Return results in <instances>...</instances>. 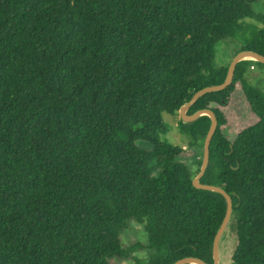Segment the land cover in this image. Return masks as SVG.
Segmentation results:
<instances>
[{
    "label": "trees",
    "instance_id": "1",
    "mask_svg": "<svg viewBox=\"0 0 264 264\" xmlns=\"http://www.w3.org/2000/svg\"><path fill=\"white\" fill-rule=\"evenodd\" d=\"M259 2L0 0V264H212L226 202L192 184L210 119L177 122L201 150L192 172L182 146L160 139L170 129L162 114L178 116L195 92L224 81L220 42L264 56ZM254 64L264 66L240 61L227 88L187 111L217 119L200 182L231 196L234 264H264V90L248 82ZM238 83L257 121L229 139L221 108ZM134 224L146 243L124 246Z\"/></svg>",
    "mask_w": 264,
    "mask_h": 264
},
{
    "label": "rangeland",
    "instance_id": "2",
    "mask_svg": "<svg viewBox=\"0 0 264 264\" xmlns=\"http://www.w3.org/2000/svg\"><path fill=\"white\" fill-rule=\"evenodd\" d=\"M253 10L264 14V5L261 2L255 3L253 4ZM240 46V43L235 39L220 42L216 46L215 65L217 67H221L229 64ZM252 70H254V72L248 76L249 84L260 90H264V66L261 67L254 64ZM221 110L226 118V125L222 127V130L229 139H233L240 130L254 124L257 121L256 116L249 109L239 83L236 84L235 91L231 95L228 105L221 108ZM162 118L170 129L167 134L160 135V139L173 145L182 146L185 152L182 156H180L181 161L189 166V170L191 169V171L194 172L198 169L197 162L199 161L201 150L195 148L190 149L186 145V138L178 132L176 126L178 120L180 119L179 114L178 116H171L163 113ZM133 227V230H127V232L121 235V240L124 246H129L136 241H139L142 244L146 243L147 238L145 233L142 231V226L134 224ZM236 243V236L228 227L222 234L219 241V264H234L231 261V256ZM134 255L142 258L146 256V252L144 250H139ZM110 263L134 264L131 260L118 261L116 259H112Z\"/></svg>",
    "mask_w": 264,
    "mask_h": 264
},
{
    "label": "water",
    "instance_id": "3",
    "mask_svg": "<svg viewBox=\"0 0 264 264\" xmlns=\"http://www.w3.org/2000/svg\"><path fill=\"white\" fill-rule=\"evenodd\" d=\"M247 59L264 64V56L254 51L244 50V51L238 52L230 61L226 77L221 84L205 87L195 92L194 95L191 97V99L186 104H184L179 110L180 119L184 123H192L201 116H207L210 119V126H209V129L207 131V134L203 142V153H202L201 166L199 169V173L192 180V184L196 189L211 191V192H215V193L222 195L226 202L225 215L223 217V220H222V223L219 229L217 230L214 236L213 243H212V264H219V241L229 223L231 213H232L233 202H232L231 196L227 194L222 188L218 186H214V185L203 184L200 182V179L204 175L206 168L208 166V163H209V146H210L211 139L216 131L217 124H218L215 114L211 110H208V109L198 110L197 112L191 115L187 114V111L199 98H201L205 94H208L211 92L222 91L225 88H227L233 81V76H234L236 65L240 61L247 60ZM236 206H238V204ZM173 264H207V263L195 257H185V258L177 260Z\"/></svg>",
    "mask_w": 264,
    "mask_h": 264
}]
</instances>
